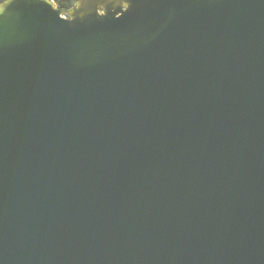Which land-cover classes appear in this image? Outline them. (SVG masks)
<instances>
[{
  "label": "water",
  "instance_id": "obj_1",
  "mask_svg": "<svg viewBox=\"0 0 264 264\" xmlns=\"http://www.w3.org/2000/svg\"><path fill=\"white\" fill-rule=\"evenodd\" d=\"M0 264H264V0L3 2Z\"/></svg>",
  "mask_w": 264,
  "mask_h": 264
},
{
  "label": "trees",
  "instance_id": "obj_2",
  "mask_svg": "<svg viewBox=\"0 0 264 264\" xmlns=\"http://www.w3.org/2000/svg\"><path fill=\"white\" fill-rule=\"evenodd\" d=\"M6 0H0V5ZM56 5L64 10H70L75 5V0H53Z\"/></svg>",
  "mask_w": 264,
  "mask_h": 264
}]
</instances>
